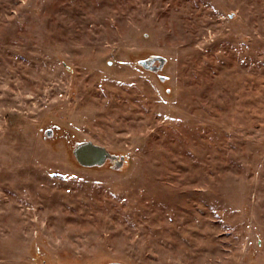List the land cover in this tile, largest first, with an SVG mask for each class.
Instances as JSON below:
<instances>
[{"label":"rangeland","instance_id":"374dc122","mask_svg":"<svg viewBox=\"0 0 264 264\" xmlns=\"http://www.w3.org/2000/svg\"><path fill=\"white\" fill-rule=\"evenodd\" d=\"M111 262L264 264V0H0V264Z\"/></svg>","mask_w":264,"mask_h":264},{"label":"water","instance_id":"95a60500","mask_svg":"<svg viewBox=\"0 0 264 264\" xmlns=\"http://www.w3.org/2000/svg\"><path fill=\"white\" fill-rule=\"evenodd\" d=\"M233 15L230 14V17ZM157 61V66H151L153 62ZM168 59L160 54H149L148 56L136 60V64L146 71L153 73L161 72L168 65ZM67 71L73 72V69L68 66L66 63H63ZM158 80L161 83H164L168 80V76L160 74L157 76ZM165 93L168 96H171V87L165 85ZM72 95L75 96L76 92L72 91ZM71 155L74 158L75 162L83 168H101L108 167L114 171H125L131 164L132 160L124 152H112L109 151L106 147L94 143L89 139H72L70 143ZM118 154L120 160L117 161ZM107 264H123L121 262H111Z\"/></svg>","mask_w":264,"mask_h":264},{"label":"flooded vegetation","instance_id":"af4514ba","mask_svg":"<svg viewBox=\"0 0 264 264\" xmlns=\"http://www.w3.org/2000/svg\"><path fill=\"white\" fill-rule=\"evenodd\" d=\"M149 54H147L146 56H148ZM146 56H144V57H146ZM143 57V58H144ZM157 64H158V62L157 61H155V62H153L152 64H151V66H157ZM150 74H153V75H156V76H158V75H160V74H162V72L163 71H161V72H157L156 74L155 73H153V72H150V71H148ZM166 82H164L163 84H165ZM112 152H114V151H112ZM117 161H119L120 160V157H119V154H118V158L116 159Z\"/></svg>","mask_w":264,"mask_h":264},{"label":"trees","instance_id":"16d2710c","mask_svg":"<svg viewBox=\"0 0 264 264\" xmlns=\"http://www.w3.org/2000/svg\"><path fill=\"white\" fill-rule=\"evenodd\" d=\"M85 169H87V168H85Z\"/></svg>","mask_w":264,"mask_h":264}]
</instances>
